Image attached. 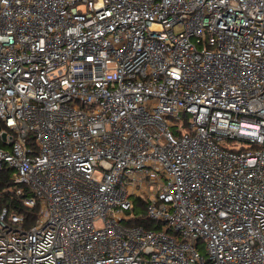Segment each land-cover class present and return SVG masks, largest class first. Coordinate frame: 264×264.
<instances>
[{
    "label": "built area",
    "instance_id": "obj_1",
    "mask_svg": "<svg viewBox=\"0 0 264 264\" xmlns=\"http://www.w3.org/2000/svg\"><path fill=\"white\" fill-rule=\"evenodd\" d=\"M0 264H264V0H0Z\"/></svg>",
    "mask_w": 264,
    "mask_h": 264
},
{
    "label": "trees",
    "instance_id": "obj_2",
    "mask_svg": "<svg viewBox=\"0 0 264 264\" xmlns=\"http://www.w3.org/2000/svg\"><path fill=\"white\" fill-rule=\"evenodd\" d=\"M138 222H140V219H138L135 223H138ZM143 223L148 226V224H151L152 222H148V221L143 220Z\"/></svg>",
    "mask_w": 264,
    "mask_h": 264
},
{
    "label": "rangeland",
    "instance_id": "obj_3",
    "mask_svg": "<svg viewBox=\"0 0 264 264\" xmlns=\"http://www.w3.org/2000/svg\"><path fill=\"white\" fill-rule=\"evenodd\" d=\"M176 122H178V121H176Z\"/></svg>",
    "mask_w": 264,
    "mask_h": 264
}]
</instances>
